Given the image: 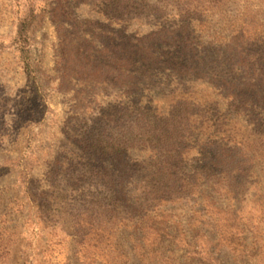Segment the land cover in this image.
I'll return each mask as SVG.
<instances>
[{
    "label": "rangeland",
    "instance_id": "obj_1",
    "mask_svg": "<svg viewBox=\"0 0 264 264\" xmlns=\"http://www.w3.org/2000/svg\"><path fill=\"white\" fill-rule=\"evenodd\" d=\"M31 10L29 78L13 41L19 21ZM163 31L194 43L198 55L188 74L164 64L162 52L176 50L158 37L151 45L161 62L145 68L135 64L132 82L112 79L113 47H127V37ZM63 34L72 44L86 41L100 52L108 46L109 52L94 54L83 75H76L69 61L65 79L59 62ZM257 41L264 42V0H0V264H216L191 260L187 252L192 248L166 239L160 249L144 247L136 229L118 231L109 252L99 246L85 261L77 253L70 209L88 186L74 188L68 181L74 169L96 162L94 153L84 150V141L91 144L102 130L111 138L130 139L146 130L138 116L143 113L147 120L172 116L183 137L191 131L184 140L189 174L195 171L202 142L246 140L250 150L264 152L255 142L264 137V125L252 124L247 114L235 110L220 84L256 75L257 94L264 95V43ZM70 56L69 51L66 58ZM101 71L106 82L99 80ZM153 154L149 145L128 151L130 161L145 167L153 165ZM262 168L261 163L255 167L253 179L259 184L244 192V201L204 187L203 197L148 208L141 196L144 176L130 181L128 200L133 206L142 203L151 216L162 212L168 222L161 229L175 234L177 223L179 236L201 252H211L217 264H264ZM239 204L241 219L216 225L212 207ZM123 211L131 210L126 206ZM248 221L256 232L249 231ZM232 224L239 227L237 233ZM134 246L139 248L134 251Z\"/></svg>",
    "mask_w": 264,
    "mask_h": 264
},
{
    "label": "trees",
    "instance_id": "obj_2",
    "mask_svg": "<svg viewBox=\"0 0 264 264\" xmlns=\"http://www.w3.org/2000/svg\"><path fill=\"white\" fill-rule=\"evenodd\" d=\"M34 23L35 12L31 10L19 21L13 41L15 51L18 53L22 67L29 78L33 76L30 64V34ZM161 33L140 39L127 37L130 41L127 47L117 45L113 47V51L110 49L113 61L112 79L122 83L129 80L132 82L135 64L138 63L141 68H145L146 64L156 65L161 62V58L155 56V44L151 45L158 37L162 40H169L168 44L174 45L177 53L163 51L164 64L173 72L188 74L190 61L197 58L198 55L194 43L188 38L175 37L173 33L169 35H166L165 31L163 34ZM68 38L69 36L66 34L59 38L60 71L61 76L65 79L70 76L67 73L70 68L69 61L74 66L75 74L83 75L90 69L89 60L93 59L94 54L109 52L108 46H105L100 52L95 50L93 45H87L86 41L79 40L78 43L72 44L73 40ZM145 41L147 44L144 43ZM258 42L264 43L260 41L255 43ZM83 45L89 46L88 49L85 50ZM69 51L71 52L70 59L66 58ZM98 76L100 82L107 81L103 71ZM87 78L90 77L85 76V80H88ZM256 80L258 77L255 75V77L243 79L239 77L238 81L224 79L220 81V84L232 107L247 114L251 118L252 124L256 123L262 126L264 125V95L257 94ZM261 84L264 85V83ZM138 116L140 120L146 122V130H142L130 139L111 138L102 130V133L92 138L91 144H88V141L83 143L86 152L94 153L96 162L87 161L83 164L82 169L79 167L74 169L75 172L71 173V179L68 181L74 188L81 189L83 186H88V191L81 195L78 204L71 206L70 209L72 228L76 235L75 242L79 248L78 255L82 253L86 261L99 246L109 252L118 231L121 234L126 230L136 229L141 233V245L144 247L153 248L156 246L160 249V245L166 239L175 246L192 248V252H187V256L191 260L201 258L203 261L217 264L218 261L211 252L205 250L202 253L198 249L199 246L188 241L185 235L179 236L180 231L177 223L173 225L175 234L165 232L166 227L161 229L168 222L163 219L162 212H160L161 215L151 216V211H147V207L145 209L142 203L137 204L142 211L137 206H133L128 200L127 186L134 177H145L146 183L140 187L143 190L141 192L142 199L148 202V208L176 203L185 198L192 200L197 196L203 197L204 187L210 188L227 199L244 201V192L259 184V181L256 182V179L253 178L257 176L255 167L260 163L263 164L260 171L261 177H264V152L257 148L250 150L246 140L202 142L199 145L200 157L196 160L195 171L189 174L184 168L189 157V152L184 148L186 145L184 140L192 135L191 131H184L187 137L181 136V130L174 123L172 116L163 120H158L159 117H151L150 120H147L144 113ZM129 141L130 144H128ZM255 142L259 148L264 147V137H260ZM138 145L150 146L151 152L154 153L151 159L154 163L151 167L140 166L130 161L128 151ZM256 152H259L258 156L255 155ZM144 168L145 171H143ZM236 196L241 199L238 200ZM126 206L131 211H123ZM212 208H214L213 216L216 218L217 226L220 221L235 223L241 219V213H244L240 204L229 205L226 208ZM261 214L264 218V209H261ZM248 222L250 224L249 231L256 232V228L250 221ZM231 227L236 233L239 231L238 226L232 224ZM150 234L153 235L152 239H149ZM239 234H243V231H240ZM134 247L132 248L134 251L139 248V246ZM124 257L129 260L127 256ZM114 262L111 261V264Z\"/></svg>",
    "mask_w": 264,
    "mask_h": 264
}]
</instances>
